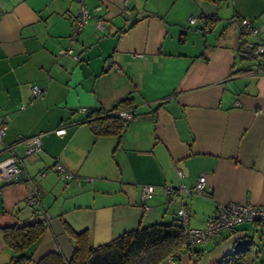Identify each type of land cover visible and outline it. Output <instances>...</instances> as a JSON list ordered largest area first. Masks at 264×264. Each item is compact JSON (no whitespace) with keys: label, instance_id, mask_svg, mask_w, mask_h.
Listing matches in <instances>:
<instances>
[{"label":"crops","instance_id":"1","mask_svg":"<svg viewBox=\"0 0 264 264\" xmlns=\"http://www.w3.org/2000/svg\"><path fill=\"white\" fill-rule=\"evenodd\" d=\"M124 1L84 0L92 18L73 41L80 0H0V117L8 125L0 159L9 155L4 144L24 159L20 181L0 192V226L45 219L29 264L57 250L70 260L66 224L89 229L94 244L170 223L181 205L193 228H204L219 205L264 207V55L243 48L240 37L246 18L258 29L247 40L264 43V0H127L130 15ZM210 15L217 16L211 27ZM69 48L79 61L63 53ZM112 61L120 69H109ZM34 85L45 93L29 104ZM127 98L139 116L123 134H94L89 112ZM37 135L42 149L26 156L20 139ZM56 161L81 180L54 171ZM201 175L210 193L169 201L166 187H193ZM32 184L41 190L37 213L26 201ZM146 185L155 187L149 211ZM239 251L264 264L259 223L183 246L163 264H220ZM12 258L0 237V264Z\"/></svg>","mask_w":264,"mask_h":264},{"label":"trees","instance_id":"2","mask_svg":"<svg viewBox=\"0 0 264 264\" xmlns=\"http://www.w3.org/2000/svg\"><path fill=\"white\" fill-rule=\"evenodd\" d=\"M204 1L216 2L217 0ZM207 18L209 20L208 26L210 27L217 20V16L215 15H210ZM243 19L240 20V25ZM243 32L244 30L241 26V34ZM77 36L73 37L72 31L70 37L73 41H76ZM69 50L72 51V55L70 56L79 61V56L74 54L73 49L69 48L65 51ZM113 64L114 62L112 61L111 64L108 65V68H113ZM115 64L117 65V63ZM42 91V96H35L32 94L29 104L33 103L36 99L42 98L45 90L42 89ZM132 105L133 100L131 98H127L119 102L111 110H105L101 107L93 109V111L89 112L86 121L94 134L97 136H121L132 121L139 116L136 108L132 107ZM23 106L25 107L26 105L24 104ZM121 110L131 112L135 111V117L130 120L122 118L119 116V112ZM85 111H87V108H85ZM25 139L28 138H21L20 141L23 143ZM8 145H12L14 148L16 146L14 144ZM22 166L24 167L23 161ZM149 186L153 188V197L155 187L152 185ZM166 188L174 189L177 194V187ZM177 196L178 194L176 197ZM176 197L173 199L174 201ZM145 205H148L147 202L144 203V206ZM65 228L70 235L73 244V254L70 260H66L62 252L57 250L47 253L36 264H162L168 258L176 257L183 246H191L185 236L182 220L178 215L176 219L170 223L157 222L141 226L124 232L116 238L96 246H94L91 242L89 229L76 231L67 224L65 225ZM46 229L47 224L45 219H36L21 225L17 224L6 227L0 226V237L3 238L6 246L13 252V258L8 264H29L32 262V254L43 237ZM250 258H247L246 251H239L225 257L220 264H248L250 263L249 261H251Z\"/></svg>","mask_w":264,"mask_h":264},{"label":"built area","instance_id":"3","mask_svg":"<svg viewBox=\"0 0 264 264\" xmlns=\"http://www.w3.org/2000/svg\"><path fill=\"white\" fill-rule=\"evenodd\" d=\"M82 3L80 13L75 20L73 26V37L77 36L83 28L89 23L92 18L90 10L83 3L84 0H80ZM127 0L124 1L123 14L130 15V10L127 8ZM97 10H101L98 8ZM196 18H191V22H195ZM244 32L241 34V41L245 43V47L253 52L255 55H264V43H254L247 40L250 35H256L258 29L253 25V23L248 19H243L241 22ZM97 27L100 30H104L103 18H98ZM72 55V51H63ZM135 56H141L136 54ZM114 67L119 69L120 67L114 63ZM32 94L35 96H42V89L34 85L32 87ZM85 111V108L81 109ZM119 116L125 119H133L135 117V111L121 110ZM7 132V125L4 118L0 117V143H3L4 137ZM58 135H63L65 129H58L56 131ZM23 143L26 145L25 155L32 156L41 149L42 140L41 135L34 136L32 138L25 139ZM4 151L9 152V155L0 159V192H2L4 184H15L20 181L21 174L24 171L22 166L23 159L18 156L15 152V148L12 145L4 144ZM52 169L64 176L67 180L80 181L81 177L67 170L62 164L56 163L53 165ZM46 172H42L45 175ZM180 176H183L182 172H179ZM87 181H91V178H87ZM153 188L149 185L143 187V200L146 202L147 199L152 197ZM176 191L172 188H166V194L170 201L177 194H200L210 193L211 189L207 186V179L205 175H201L196 184L193 187H187L181 185L177 187ZM27 203L38 210H41V190L38 185L32 184L31 189L26 197ZM150 206L145 205L144 210L149 211ZM177 215L182 220L183 230L185 236L190 245L206 244L211 239L218 238L220 233L224 230L234 229L237 225L243 222H255L259 223L264 228V207L256 206L250 201L244 203H229L225 205H219L215 213L208 219L206 226L204 228H193L190 225V210L186 205H181L177 210Z\"/></svg>","mask_w":264,"mask_h":264},{"label":"water","instance_id":"4","mask_svg":"<svg viewBox=\"0 0 264 264\" xmlns=\"http://www.w3.org/2000/svg\"><path fill=\"white\" fill-rule=\"evenodd\" d=\"M241 42H242V41H241ZM241 44H242V47H243V48L247 49V48L245 47V43H244V42H242ZM248 52H249L248 50H242L241 55H245V54H247Z\"/></svg>","mask_w":264,"mask_h":264},{"label":"rangeland","instance_id":"5","mask_svg":"<svg viewBox=\"0 0 264 264\" xmlns=\"http://www.w3.org/2000/svg\"><path fill=\"white\" fill-rule=\"evenodd\" d=\"M86 181H87V179H86ZM28 204V203H27ZM29 205V204H28ZM29 207H31L33 210L35 209L34 207H32V206H30L29 205ZM98 241H96L93 245L94 246H96V245H98V244H101L102 243V241H99L98 243H97ZM163 264V263H162Z\"/></svg>","mask_w":264,"mask_h":264}]
</instances>
